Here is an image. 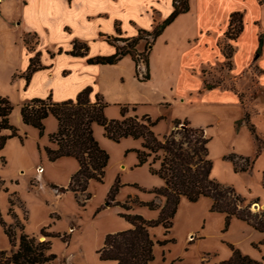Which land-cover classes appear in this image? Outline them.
I'll list each match as a JSON object with an SVG mask.
<instances>
[{"label": "rangeland", "instance_id": "374dc122", "mask_svg": "<svg viewBox=\"0 0 264 264\" xmlns=\"http://www.w3.org/2000/svg\"><path fill=\"white\" fill-rule=\"evenodd\" d=\"M2 3L0 95L10 100L13 108L9 119L18 128V134L8 137L0 149L2 217L7 223L14 221L8 211L9 196L15 195L14 211L24 223L27 233L36 234L39 240L45 238L40 233L43 228L50 233L69 234V242H63L59 237L51 238L50 252L57 255L53 264H116L114 261L100 260L97 254L107 233L130 227V223L120 215L127 211L115 202L122 203L129 196L141 201L152 200L153 197L147 199V195L150 197L154 193L148 190L163 186L164 181L149 172L148 163L136 165L134 150L141 147V139L128 136L116 142L105 136L101 125L94 123V137L109 154V162L103 181H89L87 191L91 197L84 205L78 203L73 192L67 189L71 175L78 168L76 159L61 157L50 161L45 151V147L49 146V134L57 130L55 118L49 115L44 120L42 135L34 127L18 120L19 108L31 99L23 100L20 86L19 77L23 72L18 70L23 62V32L21 27H17V22L23 16L29 17L30 12L23 6L22 0H2ZM28 22L34 21L28 18ZM51 37L55 38L53 35ZM28 38L32 43L35 41L32 36ZM51 39L46 38L45 43ZM141 42L145 45L146 41ZM151 45L148 51V78H145L146 63L144 66L141 62L137 65L130 55H125L127 58L120 62L123 56L119 64L107 68L105 92L99 93L106 103L105 116L108 119H121L123 106L127 107V116L147 114L155 121L152 129L159 139L174 128L175 119L188 120L191 125L202 127L209 138L211 176L232 187L245 203L251 202L252 212L264 210L254 206L264 201V149L257 154L256 142L249 127V123L253 124L264 139V104L253 101L257 95L255 83L251 82L248 90L243 92V106L235 102L193 99L181 93L176 71L162 73L157 67L163 54L168 53L176 60L177 51L160 41L155 43L150 53ZM149 56L154 69L151 73ZM206 74L207 80L213 84L233 83L223 70L207 69ZM240 86L245 88V81ZM252 104L258 108V112L252 111ZM245 112L249 113V123L243 119ZM50 123L56 126L53 131H49L52 128ZM9 133L3 132L6 135ZM239 157L254 159L252 168L235 171L233 160L237 161ZM116 185L118 190L111 200L110 190ZM211 205L210 197L202 196L194 202L182 197L169 233H165L161 224L151 227L150 235L155 241L151 264H213L230 257L231 245L241 252L255 250L264 254V237L258 242L251 241L244 231L248 223L237 217H232L225 228V213L212 211ZM129 212L139 213L147 219H157L159 216V209L153 210L137 203L131 204ZM158 240L168 241L159 244ZM0 245L4 246L0 249H9L1 225ZM245 254L248 255L247 252Z\"/></svg>", "mask_w": 264, "mask_h": 264}, {"label": "trees", "instance_id": "16d2710c", "mask_svg": "<svg viewBox=\"0 0 264 264\" xmlns=\"http://www.w3.org/2000/svg\"><path fill=\"white\" fill-rule=\"evenodd\" d=\"M71 1V0H68ZM264 4V0H258ZM189 10L188 0H173V10L162 21L156 22L152 30L140 29L133 37L110 36L108 42L115 45L116 50L111 55H97L87 58L91 64H115L123 56L130 55L138 65L141 60L146 63V77L148 78V51L149 46L163 29L183 12ZM243 29V14L235 11L230 14L227 28L224 32L226 38L234 40ZM116 31L120 33L119 24L116 23ZM29 36L35 38L32 43ZM150 38V40H149ZM22 40L29 51L35 53L29 59V65L22 73L28 84L32 73L45 68L40 62V51L36 50L39 42L36 33H24ZM145 40L143 51H139L136 45ZM263 44V33L259 35V53ZM226 58L224 67H231V57L234 51L230 43L222 47ZM88 46L78 40L73 41V47L67 51L72 55H87ZM61 50H59L60 52ZM215 86H225L235 91L242 105H245L244 93L236 90L231 84H213L204 79L203 89H211ZM92 87L83 88L75 98L63 101H53L51 95L45 98L36 97L25 102L20 107L22 121L38 129L39 134L44 132V119L53 115L58 123L57 130L49 134V141L54 146L45 147L47 158L55 161L61 157H72L78 163V169L71 175L67 189L72 191L80 205H84L91 194L87 191L89 181L95 179L103 181L105 168L109 162V154L103 149L93 134V124L97 123L104 129L108 138L118 142L124 137L141 139V147L135 149L137 166L148 163L149 172L163 179L164 184L159 188L148 190L156 197L164 198L163 205L154 199L141 201L137 197L129 196L124 202H115L127 212L120 215L125 218L130 227L126 230L107 233L104 236L102 246L97 250L100 260L114 261L116 264H151L154 259L153 247L155 241L150 235V228L161 224L165 233L170 232L173 218L182 197L190 201H197L206 196L212 199L211 210L225 213V228L228 227L232 217H237L252 225L255 229L264 232V210L252 212L250 203L244 200L230 186L224 185L211 176L212 161L208 156L209 138L202 127L193 126L188 120H174V128L159 139L154 131L153 121L149 115L137 114L127 116V107L121 108V119H108L104 114L106 103L100 94L91 100ZM10 100L0 95V149L5 145L10 136L18 134V128L10 122L12 111ZM249 123V113L245 112L244 118ZM254 136L257 154L264 149V139L256 132L253 124L249 123ZM3 130H9V134H3ZM241 160V162L239 161ZM234 161L235 171H248L252 168L254 159L239 157ZM3 182L0 180V190ZM118 190L114 186L110 190L112 200ZM147 206L150 209H159L157 219H147L139 213H131V204ZM8 213L13 218L12 223H7L0 212V225L10 243L9 249H0V264H53L57 255L50 252L52 237H59L63 242H69L70 236L66 233H50L43 228L40 233L44 235L39 240L36 234L25 231L24 223L14 211L16 204L15 195L9 196ZM17 230L18 233H17ZM168 240L157 241L164 244ZM232 254L229 258L213 264H262L260 260L253 259L243 254L238 248L231 245Z\"/></svg>", "mask_w": 264, "mask_h": 264}, {"label": "crops", "instance_id": "0c3cea01", "mask_svg": "<svg viewBox=\"0 0 264 264\" xmlns=\"http://www.w3.org/2000/svg\"><path fill=\"white\" fill-rule=\"evenodd\" d=\"M22 2L30 15L23 16V19L17 22V27H21L23 34L27 32L37 34L39 42L36 50L40 51V62L45 66L32 73L27 85L25 77H19L24 101L36 97L45 98L48 95L56 102L75 98L87 86L92 87L90 98L95 100L96 94L105 92L109 72L107 68L119 64L127 57L124 56L115 64H91L87 62V58L113 54L116 47L108 42V37H133L140 29L152 30L156 22L165 19L173 10V0H22ZM188 2L189 10L178 14L150 47L151 53L155 43L161 41L168 48L177 51L176 60L168 53L163 54L158 62V69L162 73L170 70L178 73L177 83L183 95L198 100L211 99L242 105L237 93L225 86L203 89L207 69L223 70L227 79L232 80L239 92H246L250 83H255L257 95L253 101L264 104V4L258 0H188ZM2 4L0 0V7ZM235 11L243 14V29L236 39L230 40L225 37L224 32L230 14ZM28 18H31V21H34L31 23L35 25L29 23ZM116 23L119 24L120 33L116 31ZM261 33L263 44L257 53ZM51 35L55 38L51 39ZM46 38L51 40L45 43ZM74 40L88 46L87 55L67 53L72 49ZM225 43H230L234 48L230 68L223 66L226 58L221 47ZM22 46L23 62L18 70L20 72L26 70L30 57L35 53L26 48L23 40ZM144 47L141 41L136 45L139 51ZM153 70V61L149 56L150 73ZM243 81L246 83L245 88L240 86ZM253 104L250 108L253 112H258V108ZM18 120L25 124L21 114ZM52 124L50 123L52 128L49 131L56 127L54 123ZM5 131L9 132L3 130ZM49 146L54 145L49 141ZM152 197L163 205L164 198L147 195V199ZM258 206L264 209V201L261 200ZM244 231L254 242L264 237V232L249 224L245 225ZM5 237L8 241L6 235ZM8 244L10 247L9 241ZM0 248L4 246L0 245ZM245 252L264 264L263 253H257L255 250L242 253Z\"/></svg>", "mask_w": 264, "mask_h": 264}, {"label": "built area", "instance_id": "2783aa9c", "mask_svg": "<svg viewBox=\"0 0 264 264\" xmlns=\"http://www.w3.org/2000/svg\"><path fill=\"white\" fill-rule=\"evenodd\" d=\"M142 65L144 66V62L141 60Z\"/></svg>", "mask_w": 264, "mask_h": 264}, {"label": "water", "instance_id": "95a60500", "mask_svg": "<svg viewBox=\"0 0 264 264\" xmlns=\"http://www.w3.org/2000/svg\"><path fill=\"white\" fill-rule=\"evenodd\" d=\"M254 206H258V204L256 203Z\"/></svg>", "mask_w": 264, "mask_h": 264}]
</instances>
